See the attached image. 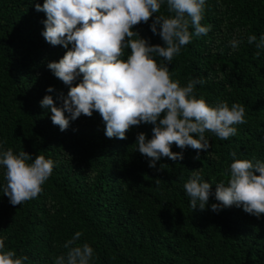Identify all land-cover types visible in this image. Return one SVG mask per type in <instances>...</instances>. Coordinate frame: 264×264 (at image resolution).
Returning a JSON list of instances; mask_svg holds the SVG:
<instances>
[{
    "label": "trees",
    "instance_id": "1",
    "mask_svg": "<svg viewBox=\"0 0 264 264\" xmlns=\"http://www.w3.org/2000/svg\"><path fill=\"white\" fill-rule=\"evenodd\" d=\"M44 2L0 0V151H26L33 160L43 155L54 162L43 191L21 206L11 205L0 187L4 250L27 255L25 264H54L67 251L64 243L82 232L77 243L93 248L90 264H264V214L257 218L235 205L213 212L214 195L205 210H193L183 187L202 168V180L214 193L215 184L227 183L234 159L264 162V49L247 43L250 35H264V0H205L201 23L211 30L193 36L168 65L181 86L190 78L204 79L195 95L210 106L219 101L244 106L247 123L234 125L237 134L228 140L206 132L207 150L173 144L171 150L183 151V159L162 157L155 169L135 144L138 133L152 137L153 125L132 126L123 140L108 138L105 122L93 111L61 131L50 109L41 107L45 95L61 106L57 97L69 90L47 67L67 49L42 35L46 15L35 4ZM158 14L172 15L166 5ZM150 24L151 19L133 30L163 45ZM234 36L242 39L236 50L229 43ZM129 54L130 49L124 58ZM198 153L200 159H194ZM4 173L0 166V186L6 184Z\"/></svg>",
    "mask_w": 264,
    "mask_h": 264
},
{
    "label": "clouds",
    "instance_id": "2",
    "mask_svg": "<svg viewBox=\"0 0 264 264\" xmlns=\"http://www.w3.org/2000/svg\"><path fill=\"white\" fill-rule=\"evenodd\" d=\"M164 5L172 15L158 14ZM35 9L46 15L42 32L46 42L67 49L62 58L47 64L68 86L67 95L59 94V107L51 95L40 101L42 108L50 109L52 123L61 131L81 115L91 117L93 111L99 112L105 122L108 138L123 140L132 126L153 125L152 137L138 133L135 144L139 153L149 158V167L155 169L162 157L173 162L183 159V151L171 150L173 144L181 150H207L211 145L206 132L228 140L237 134L234 125L247 123L241 104L229 107L226 101H219L210 106L196 97V86L203 85L204 79L190 78L186 86H181L171 78L168 65L174 57L193 36L207 35L211 30L210 25L201 23L205 0H45L43 5L35 4ZM150 19V30L163 45L150 44L133 30ZM229 43L236 50L242 39L234 36ZM247 43L264 49V35L259 39L250 35ZM128 49L130 54L125 59ZM157 57L167 64L158 63ZM80 77V82L74 83ZM53 91L49 86L47 92ZM231 155L235 157L236 153ZM194 159H200L199 153ZM0 166L5 169L6 184L0 186L3 195L11 205L21 206L43 191L54 162L43 155L33 160L26 151L14 154L8 148L0 151ZM161 169L162 165L157 170ZM201 171L193 170L183 185L193 210H205L214 195L217 203L211 205L213 212L235 205L257 218L264 214V162L234 159L227 183L215 184L214 193L212 184L202 180ZM82 235L76 232L64 243L67 251L55 257L54 264H90L94 250L87 243H77ZM4 249V238H0V264H25L29 260L27 255L17 256L15 250Z\"/></svg>",
    "mask_w": 264,
    "mask_h": 264
}]
</instances>
